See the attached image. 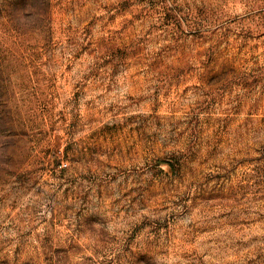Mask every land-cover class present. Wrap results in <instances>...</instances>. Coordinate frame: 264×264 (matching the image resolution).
I'll return each instance as SVG.
<instances>
[{"label":"rangeland","instance_id":"rangeland-1","mask_svg":"<svg viewBox=\"0 0 264 264\" xmlns=\"http://www.w3.org/2000/svg\"><path fill=\"white\" fill-rule=\"evenodd\" d=\"M0 264H264V0H0Z\"/></svg>","mask_w":264,"mask_h":264}]
</instances>
